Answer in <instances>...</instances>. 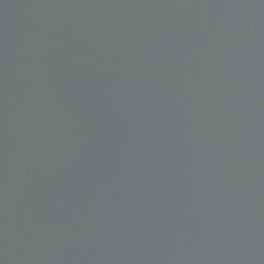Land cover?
I'll return each mask as SVG.
<instances>
[{
    "label": "water",
    "instance_id": "obj_1",
    "mask_svg": "<svg viewBox=\"0 0 264 264\" xmlns=\"http://www.w3.org/2000/svg\"><path fill=\"white\" fill-rule=\"evenodd\" d=\"M0 264H264V0H0Z\"/></svg>",
    "mask_w": 264,
    "mask_h": 264
}]
</instances>
